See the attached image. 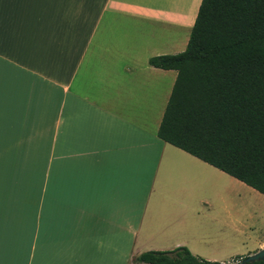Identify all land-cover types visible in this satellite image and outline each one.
<instances>
[{
    "label": "crops",
    "instance_id": "1",
    "mask_svg": "<svg viewBox=\"0 0 264 264\" xmlns=\"http://www.w3.org/2000/svg\"><path fill=\"white\" fill-rule=\"evenodd\" d=\"M199 3L0 0V264L264 247L245 248L234 208L204 207L221 179L204 172H222L157 137L175 72L148 60L184 50Z\"/></svg>",
    "mask_w": 264,
    "mask_h": 264
},
{
    "label": "trees",
    "instance_id": "2",
    "mask_svg": "<svg viewBox=\"0 0 264 264\" xmlns=\"http://www.w3.org/2000/svg\"><path fill=\"white\" fill-rule=\"evenodd\" d=\"M148 64L175 72L158 139L264 197V0H200L184 50ZM136 261L221 264L184 247Z\"/></svg>",
    "mask_w": 264,
    "mask_h": 264
},
{
    "label": "rangeland",
    "instance_id": "3",
    "mask_svg": "<svg viewBox=\"0 0 264 264\" xmlns=\"http://www.w3.org/2000/svg\"><path fill=\"white\" fill-rule=\"evenodd\" d=\"M219 174L212 176L204 172V178H221L218 183V194L214 193L215 186L212 184L209 188H204V207L209 202L214 209L234 208L235 218H238L239 222L237 226L240 230L239 239L246 243L245 248L250 251L257 241L264 239V197L231 177L223 173ZM220 217L221 213H218V216H213V219L224 222V218ZM209 223L217 224L212 220ZM204 248L215 249L212 245H204Z\"/></svg>",
    "mask_w": 264,
    "mask_h": 264
},
{
    "label": "water",
    "instance_id": "4",
    "mask_svg": "<svg viewBox=\"0 0 264 264\" xmlns=\"http://www.w3.org/2000/svg\"><path fill=\"white\" fill-rule=\"evenodd\" d=\"M253 262H262L264 264V247L257 250L253 254H250L247 257L242 258L237 264H247Z\"/></svg>",
    "mask_w": 264,
    "mask_h": 264
}]
</instances>
